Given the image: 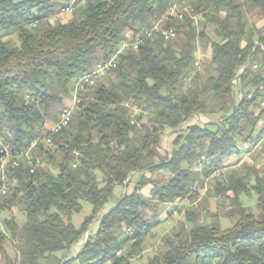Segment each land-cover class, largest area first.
<instances>
[{"label":"trees","instance_id":"1","mask_svg":"<svg viewBox=\"0 0 264 264\" xmlns=\"http://www.w3.org/2000/svg\"><path fill=\"white\" fill-rule=\"evenodd\" d=\"M71 1L0 0V130L10 132L17 149L45 133L46 121L59 114L51 117L53 108L71 98L75 79L117 54L108 75L79 94L70 124L51 136L59 158L38 148L57 173L15 174L4 198L26 219L21 225L14 217L1 221V264H131L164 208L195 196L196 160L209 161L206 177L240 154L238 139L259 142L264 133V27L253 23L254 16L264 19V0H177L191 14L182 21L168 17L174 0H76V7L83 4L78 19L52 23ZM166 10L162 30L173 29L174 40L158 33L137 50H121ZM199 42L210 53L204 70L195 72ZM215 102L220 120L189 124L213 113ZM167 134L175 137L166 156L160 143ZM155 172L171 178L146 179ZM134 174L140 177L133 191L100 215L114 188L128 185ZM247 176L230 175L213 188L230 205L231 228L222 229L213 215L201 220L198 208L183 211L185 223L162 238L161 251L147 264H264V175L253 171L252 185ZM146 185L148 197L141 193ZM250 193L258 216L239 199ZM81 202L92 212L76 228L71 217L81 212ZM96 219L97 230L75 252Z\"/></svg>","mask_w":264,"mask_h":264},{"label":"rangeland","instance_id":"2","mask_svg":"<svg viewBox=\"0 0 264 264\" xmlns=\"http://www.w3.org/2000/svg\"><path fill=\"white\" fill-rule=\"evenodd\" d=\"M176 5V9L179 12H182L185 17L190 16V10L188 9L189 6L187 4L181 3L179 1H174L172 5ZM83 5V4H82ZM82 5H78L76 7L75 11L68 15L60 18L58 21L59 23H68L69 21L79 18V10L82 8ZM168 10V9H167ZM167 10L156 18L155 21H152L151 26H157L159 29H163L162 24L166 21L167 17ZM183 18V19H184ZM194 24L198 23V17L193 18ZM182 21V20H181ZM52 22V23H56ZM253 23L256 24V27L260 29L261 27H264V19H257L255 16L253 17ZM193 24V25H194ZM12 38V37H11ZM11 38H5L11 39ZM13 39V38H12ZM209 47L206 45V43H200L197 45L194 61H199L200 68H196L195 72H201L202 69L204 70V63L209 58ZM74 84L71 85V92L73 91ZM72 98V96H71ZM70 98V99H71ZM72 100V99H71ZM215 105L210 106V110L213 111V113L206 115V116H198L194 117V119L190 120L189 124L195 123H209V122H216L220 120L224 116L223 113L216 112L218 108V103H214ZM78 104H74L71 106L73 107L72 111V117L77 109ZM217 105V106H216ZM64 107V106H63ZM63 107L59 108H53L52 115L58 114ZM133 115H138V112L133 111ZM48 122H53L54 119L47 120ZM45 129V128H44ZM45 133L47 132L46 129L44 130ZM260 131V127L258 126L252 133V137L255 138ZM263 135V136H262ZM262 139L259 142H241L240 139H238L240 154L233 155L229 159L223 161L221 164H219L216 169L220 171L221 176L218 178L214 177L213 169L211 168V172L207 174L205 177L202 172L205 167L209 166V161L204 160L203 162H200V158L196 160V162L192 165L193 170L198 173V176L195 177V182L192 186V191L195 194L194 197H192L191 200H176L173 205H167L164 208L165 214H162L160 216L161 223L155 227L152 232L149 234V236L145 239L143 243V252L138 257L135 258L131 264H147L149 258L153 257L154 255L159 254L162 247V238L169 234L170 232L178 229L180 224L185 223L184 218V212L186 210H191L193 208H198L201 212L200 218L201 220H210V217L213 215L217 222L219 223L220 227L222 229H228L231 228L235 223V218L229 217L228 213L230 211V205L228 201L224 198V196H216L214 193V186L216 184H220L224 182L228 176L234 175L236 177H243L246 175L248 179L246 183L249 185L253 184V178L250 177V174L253 173V171H256L260 175H264V133L262 134ZM174 135L167 134L164 136L161 140L160 147L162 151V155L166 156L171 153L173 150L172 147V141L174 139ZM56 146L52 145L50 148H45L49 152V154H53L55 158H59V155L55 153ZM33 156L39 161L38 168L37 169H44L51 173H57V170L55 169V166L53 165V162H50L47 159L48 154H40L39 150L36 149ZM19 172V171H18ZM146 179H153L156 181L161 182H167L171 178L168 174L163 172H155L153 174L146 173L145 174ZM129 184L136 185L137 182L133 180L132 182H128ZM15 185V180L13 178L12 187ZM115 187L113 191V195L108 202V204L105 205L104 209L102 210L101 214L107 213L110 211L116 201L125 193H129L130 187ZM151 190L150 185H146L141 190V193H143L144 196H149ZM226 195L232 196V193H227ZM240 201L242 202L243 206L248 208L250 212L254 216H258L259 211L257 209V201H256V195L254 193H250L248 195L241 194L239 196ZM6 198H0V231L3 230L1 221L3 219H9L14 217L16 222L18 224H23L25 222V215L21 212H19L17 207H9V201L7 202ZM82 210L79 213H75L71 217V223L78 228L83 220L91 215L92 207L88 202H81ZM177 208V209H175ZM180 210V212H179ZM166 214H168L166 216ZM98 227V221L97 219L93 221V223L89 226L87 232L84 234L81 242L76 245L74 248V251L76 252L79 246L84 243L88 237L89 234L94 233L97 230ZM4 248L8 255L14 256V249L11 246V244L6 243L4 245ZM2 263V258L0 256V264Z\"/></svg>","mask_w":264,"mask_h":264},{"label":"built area","instance_id":"3","mask_svg":"<svg viewBox=\"0 0 264 264\" xmlns=\"http://www.w3.org/2000/svg\"><path fill=\"white\" fill-rule=\"evenodd\" d=\"M176 5H172L168 9V17H172L177 21H181L184 18L182 12L176 9ZM76 9V0H72L68 5L61 7L59 11L51 18V22L58 21L64 16L72 14ZM35 27V24L32 26ZM160 33L165 41L174 40L176 37L175 31L169 29H159L157 26H153L146 30L143 34H137L134 36L131 43L125 44L121 47V50L131 48L137 50L140 45L153 34ZM264 50V48H263ZM116 57L112 56L103 62L97 63L93 69L79 78L73 81L74 87L72 91V105L80 103L79 94L83 93L87 88L93 87L96 83L106 77L109 71L116 63ZM194 67L199 68V61H194ZM252 68H256V65H252ZM235 84V80L232 81ZM264 107V103H261ZM72 106H64L57 115L51 128L47 129V133L34 137L29 144L23 149H17L12 146L9 139L11 134L9 131L0 130V198L7 197L10 194L12 188V182L15 174L21 169H27L30 174L35 173L38 168L39 161L33 156L36 149L39 147L50 148L52 143V135L59 134L65 129L72 120ZM131 125H134V121H130ZM204 157H200V162H203ZM214 177H220V171L214 170Z\"/></svg>","mask_w":264,"mask_h":264},{"label":"crops","instance_id":"4","mask_svg":"<svg viewBox=\"0 0 264 264\" xmlns=\"http://www.w3.org/2000/svg\"><path fill=\"white\" fill-rule=\"evenodd\" d=\"M174 1H176V0H174ZM71 104H72V102H71V99H70V98L65 99V100L63 101V106H71ZM53 122H54V121H53ZM53 122H48V121H46V123L44 124L45 129L47 130V129L51 128ZM139 177H140V175H138V174H134V175H132V176L129 178V181L132 182L133 180H135V182H137V180L139 179ZM134 186H135L134 184H128V185L126 186L127 188L130 187V188H129V193H131V192L133 191ZM129 193H128V194H129ZM142 195H143V193H142ZM145 197H146V196H145ZM147 197H148V196H147ZM74 249H75V248H73V250H74Z\"/></svg>","mask_w":264,"mask_h":264}]
</instances>
